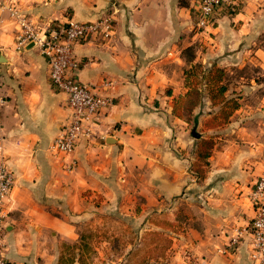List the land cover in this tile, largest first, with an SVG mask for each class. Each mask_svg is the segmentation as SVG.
<instances>
[{
	"label": "crops",
	"instance_id": "0c3cea01",
	"mask_svg": "<svg viewBox=\"0 0 264 264\" xmlns=\"http://www.w3.org/2000/svg\"><path fill=\"white\" fill-rule=\"evenodd\" d=\"M9 1L0 0V164L13 175L2 202L8 262L126 264L147 231L161 230L153 216L181 215L160 261L251 264L243 230L264 173V0H243L202 31L195 0H16L39 28L61 30L68 20L105 13L114 19L108 40L74 45L77 79L111 104L94 127L98 138L67 157L49 148L68 118L66 94L51 85L33 43L15 49ZM215 70L238 107L224 125L204 128L217 109L209 98ZM188 71L198 99L185 119L174 106L190 98ZM209 136L214 144L198 180L190 164L198 140ZM115 225L134 236L120 237ZM88 231L96 232L92 242Z\"/></svg>",
	"mask_w": 264,
	"mask_h": 264
},
{
	"label": "built area",
	"instance_id": "2783aa9c",
	"mask_svg": "<svg viewBox=\"0 0 264 264\" xmlns=\"http://www.w3.org/2000/svg\"><path fill=\"white\" fill-rule=\"evenodd\" d=\"M242 3L243 0H195L196 30L213 27L220 15L234 13ZM5 8L16 25L15 49L20 51L28 43H33L47 59L51 85L66 94L68 118L49 148L55 155L67 157L81 142L91 144L98 138L94 127L102 110L111 104L109 97L96 93L90 85L77 79L75 72L81 62L75 57L73 48L92 37L108 40L113 34V16L105 13L93 21L68 20L65 27L58 30L49 25L39 28L33 24L20 10L16 0H10ZM73 167L72 161L64 164L66 170ZM12 184V172L0 164V264H10L4 255L3 222L7 212L2 202ZM250 200L254 205V215L243 230L249 236V260L251 264H264V173L257 179Z\"/></svg>",
	"mask_w": 264,
	"mask_h": 264
},
{
	"label": "trees",
	"instance_id": "16d2710c",
	"mask_svg": "<svg viewBox=\"0 0 264 264\" xmlns=\"http://www.w3.org/2000/svg\"><path fill=\"white\" fill-rule=\"evenodd\" d=\"M187 78L190 79V98L188 102H180L178 105L174 106V113L178 116H182L185 119L190 117V111L192 106L198 99V92L195 85L198 83L196 81L195 74L193 72H186ZM222 79V71L215 70L213 74L210 75L211 85L209 88V98L212 105L216 106L217 109L211 114L210 118L203 123L204 128L209 127H220L228 122V119L232 112L238 107V102L235 98H226L224 92L226 87L224 84L220 83ZM214 141L213 137H204L198 140L194 150V160L190 164V170L193 175L201 180L204 177L206 167L208 166V156L212 150ZM183 216L178 215L174 221H158L156 225L161 227L159 231L151 232L152 235L158 236L160 241L165 242L166 249L169 246L170 238L166 237L164 233L166 229H170L171 232L176 233L181 228V220ZM177 220V221H176ZM138 249H134L129 252L126 264H152V260L158 264H162L160 258L165 259V250L162 253L156 254H145L139 255ZM161 252V251H160ZM137 259V260H136Z\"/></svg>",
	"mask_w": 264,
	"mask_h": 264
},
{
	"label": "rangeland",
	"instance_id": "374dc122",
	"mask_svg": "<svg viewBox=\"0 0 264 264\" xmlns=\"http://www.w3.org/2000/svg\"><path fill=\"white\" fill-rule=\"evenodd\" d=\"M172 218L173 217H171L170 215H163V216L155 215V216L152 217L151 222L157 224L158 221L159 222L160 221H164V220L165 221H170ZM112 229H114V231H115L114 233H118V235L120 237H123L124 239H127V240H129L130 237L132 235L134 236V234H135L133 230H128L125 226H121V225L120 226H116L115 225V226H113ZM151 232H153V231H147L146 234L144 235V237L141 239V243H139V245L136 247V249H138V251H136V252H138L139 255L162 253V251L164 252V250H165L164 253H166V251L170 247V243H169V246L166 249H164L166 247L165 246V242L164 241H160L159 237L152 235ZM94 233H96V232L95 231H88V232H86L85 236L87 237V239L89 238V241L92 242L94 240V236H95ZM164 233L166 234V237H169V238L171 237L170 229H166ZM170 242H171V238H170ZM121 243L123 244V242H121ZM121 248H122L121 246H118L117 247V251H118V249H121ZM89 261H90L89 264H107L104 260H102L101 263L98 262L99 260L95 261V260L91 259ZM107 262L109 263L110 261L107 260ZM150 263L158 264V263H156L153 260ZM162 264H167V263L163 261Z\"/></svg>",
	"mask_w": 264,
	"mask_h": 264
}]
</instances>
